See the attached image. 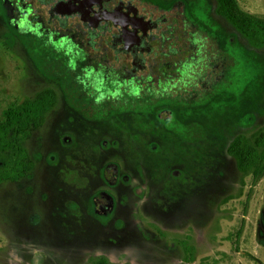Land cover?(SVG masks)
Masks as SVG:
<instances>
[{
	"label": "rangeland",
	"instance_id": "obj_1",
	"mask_svg": "<svg viewBox=\"0 0 264 264\" xmlns=\"http://www.w3.org/2000/svg\"><path fill=\"white\" fill-rule=\"evenodd\" d=\"M138 1L158 14L148 27L166 52L201 67L194 48L171 43L189 37V22L203 50L227 58L223 69L177 81L176 96L154 91L170 102L151 103L128 90L121 54L94 52L93 36L71 29L74 15L57 30L33 16L34 0H0V123L46 88L59 97L24 142L34 170L0 184V264H264V173L240 172L228 153L237 136L264 132V49L217 0ZM239 2L264 17V0ZM133 50L139 71L149 54Z\"/></svg>",
	"mask_w": 264,
	"mask_h": 264
},
{
	"label": "trees",
	"instance_id": "obj_2",
	"mask_svg": "<svg viewBox=\"0 0 264 264\" xmlns=\"http://www.w3.org/2000/svg\"><path fill=\"white\" fill-rule=\"evenodd\" d=\"M217 3L218 14L242 34L249 45L255 49H264V17L245 10L239 0H217ZM155 15L158 16V14ZM180 24L189 29L190 35L189 37L174 38L171 43H177V46L181 45L187 52L194 48L196 59L201 58L202 60L201 67L189 68L188 60L185 57L187 54L184 52L177 54L166 52L165 42L159 38L153 40L154 50H149L148 64L146 67H140L139 71H135L130 62V54L120 55L121 62H123L120 64V68L130 81L128 90L134 92L137 91L136 87H139L140 92H142L140 96L148 102H162L160 98L164 101L163 103L170 102L169 98L162 95L156 99H151V96L148 98V96L154 91H169L171 96H176L181 90L179 89L181 85L177 81L190 80V82H194L198 71L205 72L207 68L221 71L227 62V58L217 54L218 52L211 46L207 45V48L209 47L215 56H210L207 49H202L204 44L200 39L201 30H196L189 22L181 21ZM194 35H196L194 38H190ZM89 48L95 52L97 47L95 45V48ZM105 54L113 58L117 53L108 54L105 51ZM202 78L203 80L207 79L206 77ZM132 101L134 100L132 99ZM58 102L59 97L56 91L52 88H46L38 92L33 100H26L7 111L6 120L0 123V184L18 183L34 170L35 162L24 142L30 140L34 131L46 123L48 114L54 110ZM172 102H175V99ZM176 102L180 103L179 98ZM145 105L147 104H142V106ZM228 153L234 159L240 172L246 173L254 168L260 172L259 169L261 168L263 175L264 132H261L259 136H237L231 143ZM183 244L185 243L183 242ZM94 264L111 263L107 259L101 258L96 260Z\"/></svg>",
	"mask_w": 264,
	"mask_h": 264
},
{
	"label": "flooded vegetation",
	"instance_id": "obj_3",
	"mask_svg": "<svg viewBox=\"0 0 264 264\" xmlns=\"http://www.w3.org/2000/svg\"><path fill=\"white\" fill-rule=\"evenodd\" d=\"M33 16L40 21L49 19L50 26L60 30L69 26L68 19L74 15L71 26L84 37L93 36L96 47L108 54H130L135 48L148 56L147 47L157 37V28L148 24L157 21L154 13L147 11L138 0H34ZM70 30V27L66 28ZM135 51V50H133Z\"/></svg>",
	"mask_w": 264,
	"mask_h": 264
},
{
	"label": "water",
	"instance_id": "obj_4",
	"mask_svg": "<svg viewBox=\"0 0 264 264\" xmlns=\"http://www.w3.org/2000/svg\"><path fill=\"white\" fill-rule=\"evenodd\" d=\"M163 117H167V118H171L172 117V114L170 111H164L163 114H162Z\"/></svg>",
	"mask_w": 264,
	"mask_h": 264
}]
</instances>
